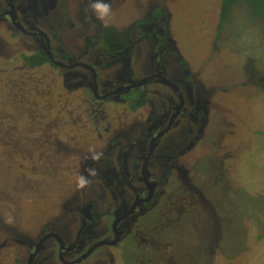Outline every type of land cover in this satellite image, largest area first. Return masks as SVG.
<instances>
[{
	"label": "rangeland",
	"instance_id": "374dc122",
	"mask_svg": "<svg viewBox=\"0 0 264 264\" xmlns=\"http://www.w3.org/2000/svg\"><path fill=\"white\" fill-rule=\"evenodd\" d=\"M219 3L15 2L18 22L34 23L52 45L60 46L61 52L52 48L56 60L68 63L63 58L70 56L86 64L71 68L28 66L24 54L37 50L32 36L0 19V264L25 260L27 240L43 224L70 236L73 220H79L74 205L83 199L109 204L96 208L102 237L110 218L101 214L109 213L122 193L129 197L133 156L157 131L169 105L165 98L177 95L165 82L149 83L146 93L159 104L150 116L148 106L138 113L130 111L131 103L91 99L87 84L95 74L113 86L121 78L139 80L153 66L146 40L134 42L122 59L95 55L90 41L98 32L94 20L131 32L132 24L153 9L165 22L164 75L172 80L183 73L192 76L191 88L206 104L202 135L195 144L199 122L190 118L163 137L173 142L171 156L191 142L195 146L163 171L156 204L123 221L129 226L119 254L103 246L83 264H93L109 249L117 259L123 253V262L116 264H264V22L237 1L217 32ZM139 29L144 37L150 26ZM131 125H138L132 137L144 133L142 141L117 151V143L106 138L120 128L128 135ZM47 259L43 264L58 262L55 253Z\"/></svg>",
	"mask_w": 264,
	"mask_h": 264
},
{
	"label": "flooded vegetation",
	"instance_id": "af4514ba",
	"mask_svg": "<svg viewBox=\"0 0 264 264\" xmlns=\"http://www.w3.org/2000/svg\"><path fill=\"white\" fill-rule=\"evenodd\" d=\"M17 1L21 2V0H0V8L3 10L0 12V19H5L12 24L15 29H17V33L32 36V41L37 48L34 53L38 51L43 52L49 59V63L57 67L71 68L75 66H86V64L81 63V61L74 62V59L70 56L63 58L68 63H61L56 60L53 56L52 48L54 46L56 51L61 52L60 46L57 44L52 45V42L46 36L47 34L42 33L43 31H41V29L35 28L33 25L34 23L25 22L24 20L18 22L16 20L15 14L17 10L15 9L14 3ZM149 13L132 24L133 29L131 32L129 31V27L125 30L118 29L120 33L124 34L123 37L128 41V44L127 46L116 50L114 53H110L106 50L101 40L100 32L105 26H113L117 29L116 26L102 24L101 21L95 23L94 20L93 24H96L95 27H97L98 32H96L97 35H94L90 41V45L95 44L96 46L95 55L100 53L106 55L109 54L114 58L122 59L128 57L134 42L146 40L152 50L150 57L153 66V70L149 75L143 76L139 78V80L134 81L130 77L121 78L113 86L109 85L110 82L107 80L102 78L99 80V75L97 76V74H95V78L87 84L91 99L106 100L114 104H117V102L120 104H127L130 103V100H133L130 96L131 93H133L136 97H142L144 102L135 109L129 104L130 111L143 113L142 107L148 106L146 115L150 116L151 112L155 111L159 104L151 100L146 93L145 89L149 83L165 82L171 88V93H176L177 95V97L175 96V100H173V97L169 96L165 98L169 105L167 110L163 112V116L157 124V131L153 137L149 138L145 149H139L133 156L134 167L132 168V176L127 180L129 197L122 193L119 196V203H114V207L108 209L109 213L103 212L101 214H105L110 219L104 228L105 234L100 238H98L99 232H97V229L99 228L101 217L96 213V208L104 207L105 205L109 206V204L105 202H96L95 200L90 199H83L76 202L74 205L75 215L78 216L79 220L76 218V220H73L76 223H74V228L71 234H69L70 236H66L65 233L56 230L54 226L49 227L48 224H43L42 229L37 233L33 240H27L28 248L27 251H24L26 252V259L23 260L22 258L20 263L17 264H43L44 262H47V258L53 253H55L58 259L56 264H83L87 257L96 248H101L103 246L117 248V251L115 252H118L119 254V244L126 237L128 233L127 228L129 226L123 221L134 214L145 213L156 204L158 189L160 190V187L164 185L163 182L165 181L166 173L163 174V171L173 165L176 158L179 159L182 155L189 153L201 137L204 126L203 118L206 113V104L203 100L199 99L200 93L197 95L194 94L191 88L194 81L192 76L183 73L181 77L172 80L164 75L163 71H165V67L163 66L162 60L164 56H162V53L166 51L167 43L165 37L166 28L164 27L165 22L163 25L160 19L161 14L158 19L146 20ZM142 25L150 26V29L148 30L149 33H146L144 37L143 35L138 34V32H141L139 28ZM58 41L60 42V40ZM169 54L170 53H168V55ZM171 55L172 54H170L169 57H171ZM90 69L92 73L95 72L94 68ZM199 87L201 88L202 86L199 85ZM100 90L102 93H100ZM195 103L196 105H194ZM192 107H194V109L191 112ZM190 118L196 119L199 122V128L193 138L195 144L194 142H191L190 145L181 149L177 154H173V156L168 155L170 145L173 142L170 139L169 142H165L163 137L167 133L169 135L170 130L175 127L177 123ZM126 126L127 125H125V127ZM137 126L138 125H131V127H127L130 131L128 135L126 129L120 128L119 131L113 133V135L111 133L106 139L112 144L117 143V147H119L117 151L123 149L122 146L126 147L135 144L136 142L138 143L142 141L144 133L140 136L132 137V133ZM199 135L200 137H198ZM175 138L180 139L179 135L175 136ZM110 148V146L106 148V155H109ZM94 150L97 149L95 148ZM93 151H90L89 154L95 155V153H99V151ZM121 161L123 162V157H121ZM99 169H97V172ZM108 176L110 178V175ZM54 220L56 219H53V222ZM65 237L68 240H66ZM49 239H53L52 241L55 243L54 246L49 243ZM33 251L34 253L32 254ZM103 254L104 255L100 256V258L94 261L93 264H116L117 262L122 263L124 260L123 253H121L117 259L118 256L114 255V251L110 249Z\"/></svg>",
	"mask_w": 264,
	"mask_h": 264
},
{
	"label": "trees",
	"instance_id": "16d2710c",
	"mask_svg": "<svg viewBox=\"0 0 264 264\" xmlns=\"http://www.w3.org/2000/svg\"><path fill=\"white\" fill-rule=\"evenodd\" d=\"M237 1H242L243 3H245L249 9L250 14L254 18L264 22V0H220L218 22L216 27L217 32H220L223 23L228 18L232 6ZM160 14L161 12L159 10L153 9L147 16L146 20L158 19ZM123 36L124 34L120 33L118 29L113 26H105L100 32V37L103 42V45L105 46L106 50L110 53H114L116 52V50L127 46L128 41H126ZM23 60L30 67L49 63V59L45 56L43 52L40 51L34 54L24 55ZM262 89L264 90V83L262 84ZM132 99L133 100H130V103L132 108L134 109L142 105L144 102L143 98L140 96L132 97Z\"/></svg>",
	"mask_w": 264,
	"mask_h": 264
},
{
	"label": "water",
	"instance_id": "95a60500",
	"mask_svg": "<svg viewBox=\"0 0 264 264\" xmlns=\"http://www.w3.org/2000/svg\"><path fill=\"white\" fill-rule=\"evenodd\" d=\"M55 63H57V62H55ZM33 253H34V251L32 252V254H33ZM32 254H31V255H32Z\"/></svg>",
	"mask_w": 264,
	"mask_h": 264
}]
</instances>
